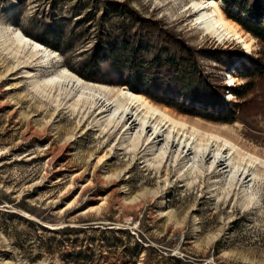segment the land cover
<instances>
[{
    "label": "rangeland",
    "instance_id": "1",
    "mask_svg": "<svg viewBox=\"0 0 264 264\" xmlns=\"http://www.w3.org/2000/svg\"><path fill=\"white\" fill-rule=\"evenodd\" d=\"M192 1L0 0V43L9 29L39 43L43 23L53 18L76 39L64 54L40 42L56 54L43 68L23 56L19 61L0 44V264H264V168L250 185V199L245 188L231 186L230 171L188 174L186 163L173 156L156 160L157 149L133 154L123 129L109 137L100 117L74 114L68 100L58 108L54 93L41 86L63 67L81 76L100 31L99 51L110 57L103 74L88 69L97 81L81 76L86 82L129 87L122 85V69L133 49L178 53L182 43L198 50L199 72L217 89L230 72L232 84L244 83L239 67L246 57L233 70L203 51L219 52L222 61L228 52L264 57L263 44L241 24L255 38L253 54L194 28ZM223 11L227 16L226 5ZM257 82L234 123L158 104L192 123L231 129L240 146L264 158V82ZM164 92L156 96H171ZM225 97L239 102L229 90Z\"/></svg>",
    "mask_w": 264,
    "mask_h": 264
},
{
    "label": "bare ground",
    "instance_id": "2",
    "mask_svg": "<svg viewBox=\"0 0 264 264\" xmlns=\"http://www.w3.org/2000/svg\"><path fill=\"white\" fill-rule=\"evenodd\" d=\"M223 7L225 4L220 0H193L190 7L193 8V27L206 34L210 33L221 42L229 40L241 44L248 54H253L255 38L245 33L238 22L228 18ZM0 44L19 61L23 56L36 62L37 67L52 65L56 59L55 52L34 41L21 30H4ZM230 77L229 83H234L232 75ZM41 86L51 94L54 93L58 108L64 100H68L72 102L74 114H82L89 119L94 115L100 117L104 126L103 133H109V137L118 133L119 127L123 129L122 136L127 137L126 141L133 154L144 147L149 151L157 149L152 152L156 160L168 161L173 156L186 163L184 167H187L188 174L195 169L198 175L205 174V171L212 174L220 170L222 176H226L230 171L231 186L236 183L237 186L245 188L250 193L247 196L254 199L252 197L255 194L250 192V185L253 180L257 181L261 177L264 158L247 150L243 145L240 146L229 135L228 132H233L231 129L224 132L216 126L205 127L198 122L192 123L188 118L173 113L167 107L156 104L128 87L117 89L105 84L86 82L65 67L45 78ZM112 129L114 132H110ZM151 129L154 132L149 136ZM164 137L166 143L163 141ZM161 143L162 146L159 147ZM211 158L213 160L205 170Z\"/></svg>",
    "mask_w": 264,
    "mask_h": 264
},
{
    "label": "trees",
    "instance_id": "3",
    "mask_svg": "<svg viewBox=\"0 0 264 264\" xmlns=\"http://www.w3.org/2000/svg\"><path fill=\"white\" fill-rule=\"evenodd\" d=\"M223 1L227 7L228 17L239 22L246 31L256 36L264 46V0ZM51 8L55 9L54 7ZM234 10L237 13H234ZM43 24L44 36L41 39L36 38L39 42L57 51L59 50L63 54L74 47L76 43L75 36L68 34V27L64 21L53 18ZM165 35L163 39L171 40L172 37L169 38L166 33ZM97 38L91 58L82 62L81 67L83 70L79 72L82 77L96 81L97 77L87 74L88 69H92L96 76L103 74L102 63L107 62L110 57L107 52L101 53L99 51L103 43L101 31L98 33ZM240 52V55L238 54L234 58L229 55L235 53L228 52V57H225L222 61L221 56H218L219 52L203 51L206 56H212L211 58L215 62L225 63L228 68L240 57L244 56L248 59L247 63L241 68L239 67V76L245 80L244 83L234 87L227 84H224V87L218 85L222 89L219 90L212 83L213 81L199 72L198 63L195 59L198 50L182 43L178 48V53H172L169 50L162 51L161 49L149 50V47L145 51H142V48H135L128 54V67L122 69L123 72H126L122 85L129 86L128 88L133 92L144 95L156 104L158 102L167 104L178 112L200 116L216 122L234 123L240 119V113L246 105V96L253 91L255 83L257 84V81L259 83L264 82V57H251L246 55L245 52ZM224 53L226 52L221 54ZM117 57L113 56V60L118 62ZM214 82L217 83L216 80ZM226 90L238 97L239 102L228 100L225 97ZM143 91H145V94L142 93ZM163 92L166 94L171 93V96L164 99L156 96L157 93ZM175 260L177 264H181V260Z\"/></svg>",
    "mask_w": 264,
    "mask_h": 264
},
{
    "label": "built area",
    "instance_id": "4",
    "mask_svg": "<svg viewBox=\"0 0 264 264\" xmlns=\"http://www.w3.org/2000/svg\"><path fill=\"white\" fill-rule=\"evenodd\" d=\"M227 75H228V77H230L232 75V73H228Z\"/></svg>",
    "mask_w": 264,
    "mask_h": 264
},
{
    "label": "water",
    "instance_id": "5",
    "mask_svg": "<svg viewBox=\"0 0 264 264\" xmlns=\"http://www.w3.org/2000/svg\"><path fill=\"white\" fill-rule=\"evenodd\" d=\"M40 43V42H39Z\"/></svg>",
    "mask_w": 264,
    "mask_h": 264
}]
</instances>
